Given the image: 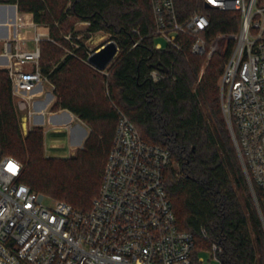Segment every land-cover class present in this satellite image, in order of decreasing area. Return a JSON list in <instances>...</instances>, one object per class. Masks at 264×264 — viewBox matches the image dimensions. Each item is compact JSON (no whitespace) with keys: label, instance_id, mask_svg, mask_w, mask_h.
Returning <instances> with one entry per match:
<instances>
[{"label":"trees","instance_id":"1","mask_svg":"<svg viewBox=\"0 0 264 264\" xmlns=\"http://www.w3.org/2000/svg\"><path fill=\"white\" fill-rule=\"evenodd\" d=\"M180 19L199 13L210 21L209 43L228 36L225 55H194L191 39L182 51L170 46L157 49L151 0H0L32 15L37 26L49 28L40 43V69L55 86L56 112L67 109L91 132L75 157L64 161L69 178L54 174L48 161L38 180L33 161L44 141L41 128L23 140L7 69H0V150L25 164L21 181L32 191L49 195L74 208L89 211L98 196L102 174L118 124L117 109L135 125L148 144L172 155L167 189L181 231L196 239L194 257L218 247L220 264H264V226L226 121L219 78L236 45L240 15L208 7L203 0H175ZM76 22L87 32L111 34L120 49L103 73L88 63L83 44L75 49L65 40ZM137 31V33L135 32ZM71 48L67 54L56 46ZM137 44L136 46H134ZM168 69L154 82L153 65ZM27 157L21 150L30 141ZM263 208L261 189L253 182ZM207 233V238L202 234Z\"/></svg>","mask_w":264,"mask_h":264},{"label":"built area","instance_id":"2","mask_svg":"<svg viewBox=\"0 0 264 264\" xmlns=\"http://www.w3.org/2000/svg\"><path fill=\"white\" fill-rule=\"evenodd\" d=\"M203 1L241 16L220 92L250 181L261 189L263 208L258 203L264 219V0ZM151 3L157 38L177 51L191 39L192 54L213 57L217 48L205 36L210 29L206 15L180 19L175 0ZM22 26L16 24L5 38L0 59L7 65L0 69L9 72L14 98L30 107L36 90L48 79L40 69L43 35H35L33 50H24ZM6 27L0 24V32ZM156 48L163 46L157 43ZM150 77L158 82L164 74L153 70ZM117 113L101 188L89 211L64 201L45 203L44 196L21 181L23 163L0 150V264H205L194 257L195 235L178 226L167 189L170 151L145 142L132 121L121 110ZM10 164L16 166L15 173ZM202 234L207 238L204 229ZM218 252L213 245L212 264H220Z\"/></svg>","mask_w":264,"mask_h":264},{"label":"rangeland","instance_id":"3","mask_svg":"<svg viewBox=\"0 0 264 264\" xmlns=\"http://www.w3.org/2000/svg\"><path fill=\"white\" fill-rule=\"evenodd\" d=\"M1 5H6V4H1ZM25 15L26 14L19 13L18 9H16L15 7H10L8 11L4 12V15L2 18L3 21L2 22L0 21V24L6 25L8 27L7 30L9 34L10 32H13L15 30L16 24H23L22 28H20L21 30L20 32L24 39L21 45L24 50L29 51L35 48L34 37L37 33H40L43 35V40L48 39L47 35L44 33V30L49 31V28L40 26V27H43L44 30L42 28L39 29L34 23H32L31 19L28 17L26 18ZM10 19H12L11 22H9ZM240 25H241V16H240ZM87 28H88L87 23L76 22L74 24V33H76L77 36L70 33L67 36H65V40L69 42L71 44V47H74L75 49L80 48V44L79 43L77 44L76 41L80 42L81 44H83L84 49L89 54H92L94 51L98 50L108 41L112 40L111 34H108L105 32L89 34L87 32ZM237 35H235L234 37L235 41H236ZM228 38H229L228 36H220L213 41L216 43V48H217L214 55H218V56L225 55L226 50H227ZM157 43L162 44L163 48L167 46V43L161 38L157 39ZM56 46L60 48L61 50H63L64 52H66L67 54H74L73 53L74 51L71 48H66L61 43H57ZM3 47H4V42H3ZM210 60L211 59H209L207 56V63L204 66L203 71L207 67ZM105 74L107 75L108 73L104 71L103 73H100L98 75L100 76V79H101ZM220 80H221V77L219 78V81H218L219 86H220ZM46 86H47L48 91L50 90L54 92L55 86L49 79L46 82ZM35 101H34L35 103L33 102L34 115H33V121L31 122V127L33 125H36V121L34 120L41 117V119L44 122L43 126L45 127V130L47 133L44 135V141L42 143L41 150L38 152V156L33 158L34 159L33 161L34 175L38 180H40L42 177L41 170H43V168L46 165H48L47 164L48 161H53L54 163L52 165L54 167L53 168L54 174H56L59 178H62V177L69 178L70 169L67 168L63 162L75 157L78 151L80 149H83L84 145L83 147L80 146L79 148L74 147L72 145L71 143L72 131L71 130L67 131L66 129H64L63 132L60 133L56 131V128H54L53 126L51 127V129H49L50 125L48 123V115L41 114V111L45 109L48 112L49 106L46 104L44 105L39 104V101H40L39 99ZM14 102H15L16 111L18 114L19 122H20L22 138L23 140H25L27 139L29 132L31 130H35V128L30 127V116H31V113L29 111L30 108L17 98H14ZM41 130H43V134H44V129L41 128ZM31 143H32V139L30 141L26 140L23 148L21 149L24 152V154L30 159H31V156L29 154V149H30ZM24 167H26L25 164H24ZM39 194L45 197L46 199L45 203H50L53 201H62L61 199L57 200V199L51 198L49 197V195H45L43 193H39ZM63 201H66V200H63ZM198 257L203 258L205 260V264H210L209 263L210 261H211V264L216 263V261H214L211 258V254L209 252L202 251L199 253Z\"/></svg>","mask_w":264,"mask_h":264},{"label":"crops","instance_id":"4","mask_svg":"<svg viewBox=\"0 0 264 264\" xmlns=\"http://www.w3.org/2000/svg\"><path fill=\"white\" fill-rule=\"evenodd\" d=\"M10 7H15L17 9V6H15V5H1L0 4V21L1 22L3 21L2 18H3L4 12L8 11V9H10ZM25 16H26V18L27 17L30 18L32 23H34L33 19H32V15L26 14ZM11 21H12V19L9 20V22H11ZM37 27L39 29L42 28L44 30L43 27H40V26H37ZM7 29H8V27H6V29L4 30V33L0 32V54H1L2 49H3V42H4L5 38L8 37V34H9ZM44 33L48 37L49 31L44 30ZM0 63L2 64L0 66V68H5L7 65V60L0 59ZM35 95L36 96L33 99L31 106L29 107L30 108L29 111L31 113L30 127H31V122L33 121V115H34L33 102L35 100L39 99L40 100L39 104H42V105L46 104L49 106L48 112L46 111V109L41 111V114H47L48 115V123L50 125L49 129H51V127L53 126L54 128H56V131H58L60 133L63 132L64 129H66L67 131L71 130L72 131V134H71L72 145L74 147H78V148L80 146L83 147V145L85 144V141L87 140V138L90 135L91 129L84 122H82L76 115H74L73 113H71L67 109H61V110L56 111V112L52 111V107L56 103L57 97L53 91L47 90L46 83H44L40 88H38L36 90ZM34 121H36V125H33L32 127L44 129V135H45L47 132L45 130V127L43 126L44 122L41 119V117L37 118Z\"/></svg>","mask_w":264,"mask_h":264},{"label":"water","instance_id":"5","mask_svg":"<svg viewBox=\"0 0 264 264\" xmlns=\"http://www.w3.org/2000/svg\"><path fill=\"white\" fill-rule=\"evenodd\" d=\"M206 6L209 7V5H206ZM119 52H120V49L118 47V44L114 40H110L106 44H104L102 47H100L98 50L94 51L92 54L89 55L88 63L92 67H94L95 69L103 72V71L107 70L109 68V66L114 62V60L118 56ZM153 69L159 70V71H161L163 73H167L168 72V69L166 67H164L160 63H157V64L153 65ZM229 129H230L233 141H234V137H233L232 130H231L230 126H229ZM235 146H236V144H235ZM236 149H237V147H236ZM237 152H238L239 158L241 160V164L243 166L245 175L247 177V181H248L251 193H252L253 198L255 200L257 210L259 212L260 218H261L263 226H264V219H263V216H262V213H261V210H260V206H259L256 194H255V191H254V187H253V185H252V183L250 181L249 175L247 173V170H246V167H245V165L243 163V160L240 157V153H239L238 149H237Z\"/></svg>","mask_w":264,"mask_h":264},{"label":"snow or ice","instance_id":"6","mask_svg":"<svg viewBox=\"0 0 264 264\" xmlns=\"http://www.w3.org/2000/svg\"><path fill=\"white\" fill-rule=\"evenodd\" d=\"M9 170L12 171L13 173H15V171H16V166L13 165V164H10V165H9Z\"/></svg>","mask_w":264,"mask_h":264}]
</instances>
